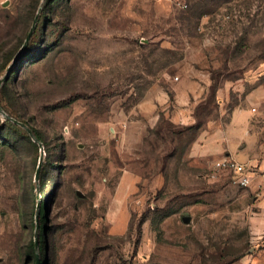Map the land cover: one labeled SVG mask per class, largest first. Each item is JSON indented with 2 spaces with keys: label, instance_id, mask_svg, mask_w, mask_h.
Returning <instances> with one entry per match:
<instances>
[{
  "label": "rangeland",
  "instance_id": "1",
  "mask_svg": "<svg viewBox=\"0 0 264 264\" xmlns=\"http://www.w3.org/2000/svg\"><path fill=\"white\" fill-rule=\"evenodd\" d=\"M180 1L0 0V264H264V171L237 186L189 156L195 130L139 112L186 61L208 103L264 90V0Z\"/></svg>",
  "mask_w": 264,
  "mask_h": 264
},
{
  "label": "crops",
  "instance_id": "2",
  "mask_svg": "<svg viewBox=\"0 0 264 264\" xmlns=\"http://www.w3.org/2000/svg\"><path fill=\"white\" fill-rule=\"evenodd\" d=\"M207 66L199 68L186 61L179 68V76L169 81L173 100L165 89L159 92L158 99L157 95L148 98L139 108L144 119L142 122L154 125L164 113L180 125L200 123L189 156L202 160L213 169L215 160L233 157L264 171L262 124L255 122L259 120L255 113L258 111L256 104L263 100L261 94L264 90L260 91L258 87L248 94L242 87V81L225 80L217 86L212 103H208L214 78ZM206 110L210 112L205 113ZM261 188L264 192V185ZM259 204L264 209V195Z\"/></svg>",
  "mask_w": 264,
  "mask_h": 264
},
{
  "label": "built area",
  "instance_id": "3",
  "mask_svg": "<svg viewBox=\"0 0 264 264\" xmlns=\"http://www.w3.org/2000/svg\"><path fill=\"white\" fill-rule=\"evenodd\" d=\"M179 5L187 7V3L179 0ZM214 169L233 173V183L240 187H248L253 180L255 167L240 162L233 157H223L214 161Z\"/></svg>",
  "mask_w": 264,
  "mask_h": 264
},
{
  "label": "trees",
  "instance_id": "4",
  "mask_svg": "<svg viewBox=\"0 0 264 264\" xmlns=\"http://www.w3.org/2000/svg\"><path fill=\"white\" fill-rule=\"evenodd\" d=\"M20 58V57H19ZM19 60V59H18ZM6 122L9 126L11 127H15V128H19V126L17 125V123L13 122L11 119L7 118L6 119ZM22 122V121H21ZM174 123V122H173ZM200 123H196V124H193V125H185V130H188V131H196V136L200 130ZM29 127H31V129L33 130L34 134L36 135V137L42 142V138L39 134V132L32 126L28 125ZM26 137L30 140V142H34L33 139L26 133ZM36 146V144H34ZM45 219H46V215H45V212H44V206L42 205L41 206V209H40V214L38 215V223H39V234H38V243H39V248H43L44 246V242H45V230L47 228V225L45 223ZM34 246H36V242L34 241Z\"/></svg>",
  "mask_w": 264,
  "mask_h": 264
},
{
  "label": "water",
  "instance_id": "5",
  "mask_svg": "<svg viewBox=\"0 0 264 264\" xmlns=\"http://www.w3.org/2000/svg\"><path fill=\"white\" fill-rule=\"evenodd\" d=\"M34 26H35V25H34ZM34 26H33L32 30L30 31V33L28 34L27 39H26V42H25V44H24V46H23L21 52L26 48V46H27V44H28V42H29V40H30V38H31L32 32H33V30H34ZM21 52H20V53H21ZM0 85H1V82H0ZM13 121H15L16 123H18V124L22 125L23 127H25V128L27 129V131L29 132V134L32 136V138H33V140H34L35 142H38L39 144L42 143V142L36 137V135L34 134L33 130L31 129V127H29L28 125H26V124H24L23 122L18 121V120H16V119H13ZM38 215H39V213H38ZM37 218H38V217H37ZM184 221H188V218H184ZM36 228L39 229V223H38V220H37ZM35 242H36V246H37V245H38V234H37V236H36V240H35ZM37 264H39V260H37Z\"/></svg>",
  "mask_w": 264,
  "mask_h": 264
}]
</instances>
